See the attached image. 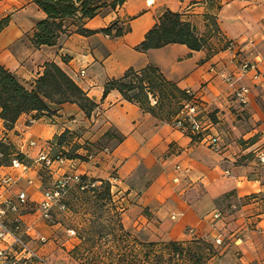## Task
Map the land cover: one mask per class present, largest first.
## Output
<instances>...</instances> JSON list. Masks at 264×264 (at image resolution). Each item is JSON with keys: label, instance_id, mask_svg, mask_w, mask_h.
I'll use <instances>...</instances> for the list:
<instances>
[{"label": "crops", "instance_id": "crops-1", "mask_svg": "<svg viewBox=\"0 0 264 264\" xmlns=\"http://www.w3.org/2000/svg\"><path fill=\"white\" fill-rule=\"evenodd\" d=\"M168 9L201 33L206 16H214L231 48L214 55L183 44L138 51ZM5 18L9 23L0 33V65L31 88L46 63L55 62L99 105L90 118L70 103L30 125L35 112L23 114L11 128L0 116V142L23 154L27 165L25 171L13 167L17 158L12 156L11 162L0 164V180L14 179L0 185V209H5L7 223L19 220L30 227L26 236L49 259V240L57 237L61 225L49 226L39 206L51 182L77 173L111 181L112 194L125 209L121 223L149 241L185 243L196 235L215 244L221 237V264H264V166L257 162L264 151V0H127L86 22L94 34H64L56 45L40 48L29 37L46 14L33 0H0V21ZM115 21L130 31L116 38L101 31ZM246 61L259 64L262 80L241 72ZM149 65L195 94L205 134L219 136V150L145 112L118 90L104 98L110 79ZM244 86L250 89L247 104L235 95ZM67 130L75 133L80 155L87 153L85 144L106 140L108 146L90 161L66 158L49 171L43 169L40 155H56V139ZM21 193L27 196L24 212L6 208L4 202H17ZM217 212L222 217L214 220ZM41 237L48 242L42 244Z\"/></svg>", "mask_w": 264, "mask_h": 264}, {"label": "trees", "instance_id": "trees-1", "mask_svg": "<svg viewBox=\"0 0 264 264\" xmlns=\"http://www.w3.org/2000/svg\"><path fill=\"white\" fill-rule=\"evenodd\" d=\"M126 1L33 0L45 12L46 18L38 22L32 35L29 37L30 41L36 48H40L56 45L59 38L64 34L78 33L85 36L92 35L95 31L85 28L86 22L95 18L106 9L115 11L122 7ZM206 19V30L201 33L182 14L169 9L165 10L157 18L156 24L147 32L145 39L136 49L146 52L170 44H183L193 51L207 50L209 55H214L228 49L230 41L222 33L215 17L207 15ZM8 23V18L0 21V33ZM101 31L116 38L129 32L130 28L124 27L119 21H115ZM212 38L216 42H211ZM111 90H118L126 100L136 103L145 112L172 124L179 117L184 103L192 100V97L186 93V90L168 81L162 72L152 65L140 71L130 68L122 77L110 79L105 85L104 98ZM152 99H155V104L152 103ZM67 103L76 104L89 118L99 106L55 62L46 63L44 73L35 81L31 88L26 87L10 70L0 65V116L7 127L11 128L23 114L35 112L32 118L38 119L44 113L55 114L62 105ZM54 107L56 108L54 109ZM186 125L188 126V123ZM188 134L193 140L203 139L204 136L202 134L196 135L191 131ZM110 135L111 133L107 134V136ZM74 137L75 133L68 130L58 136L56 145L63 150L54 156H63L69 159L78 158L86 161L85 156L74 153L80 146L74 148L73 153L65 151L64 144L69 143ZM84 149L88 150L86 145H84ZM0 154L4 155L6 160L0 161V164L11 162L12 155V157L24 163L26 161L23 154L17 153L11 145L2 142H0ZM81 179L83 182L99 183L96 187H91V190L95 192L101 190L99 197L112 202V184L109 180L89 179L85 175H82ZM77 185L81 188L80 184ZM112 235L115 240V249L112 251V254L115 256L114 264H164L165 256L158 255L157 251V247L160 244L166 250L168 248L172 249L169 264L176 260V256H180L181 258L184 256V243L175 241L168 243L142 241L127 231L123 223L114 224ZM100 236L101 238L96 243L101 248L100 250H102V239L105 236ZM205 242L214 246V243L210 241ZM77 248L79 250L82 246L81 248ZM88 252L89 250L86 248L82 256ZM190 258L194 259L193 264H203L204 255L202 253H195ZM21 264L35 263L22 260Z\"/></svg>", "mask_w": 264, "mask_h": 264}, {"label": "rangeland", "instance_id": "rangeland-1", "mask_svg": "<svg viewBox=\"0 0 264 264\" xmlns=\"http://www.w3.org/2000/svg\"><path fill=\"white\" fill-rule=\"evenodd\" d=\"M104 11H109V9H106ZM210 41L213 43L216 42L214 38H212ZM154 101L155 99H152L153 104L156 103H154ZM55 108L56 107H54V109ZM35 119L38 120L37 118ZM27 125H30V119L28 120ZM85 145L88 148V150L84 149L87 151L85 158L86 161H90L94 155L103 150V148L107 147L108 143L106 142V140H103L92 146L89 144ZM78 146L81 147V145H79L78 142H76L73 138L69 143H65L63 147H65V151L73 153L72 151L74 150V148H78ZM62 150L63 149L59 146H56L54 148L55 154L61 153ZM77 151H75L74 153H77ZM0 161H6L4 155H0ZM51 184L49 185V187L51 186ZM91 187L92 186L82 189L79 188L77 184H72L71 187H69L64 197L66 210L55 212V217L58 220L57 225H61V227L60 229H58L59 232L57 234V237H53L49 240V242L53 240L52 247L49 251V259L46 258V256L39 254L41 255V258L45 260V262H32H34L35 264H114L115 256L112 254V251L115 249V240L112 235V231L114 229L115 223H121V214L123 213V210L125 211V209L118 203L117 200H115L113 194H111L112 202H110L105 198L102 199L101 197H99L101 190L95 192L91 190ZM233 215L234 213L231 211V209H229L227 211V216L229 218H232ZM7 224L11 229H14L16 225L20 224L22 229L21 232H26L24 236L25 240L30 243L31 247L37 249L32 245L31 241L26 236L29 232L28 226H26L24 223ZM48 225L55 226L51 224ZM123 225L127 231L132 233L137 238L141 239L142 241H149L136 230L127 227L125 223H123ZM70 230H73L75 233L72 234L71 232H69ZM100 235L105 236V238L102 239V250H100L101 248L96 243L101 238ZM201 239H203L204 241ZM205 241L206 240L204 238L193 235L188 242H182L184 243V256L182 258L180 256H176V260L170 263L193 264L194 259H191L190 256L192 257L195 253H202L204 255L203 264H221L220 255L223 251L222 246H224L223 243L225 241L222 240V244H217L215 242L214 246H211ZM1 246L4 247L5 245L1 244ZM77 247L81 249L78 250ZM86 248L89 250V252L82 256V253H84ZM157 251L158 255L165 256L164 264H169L172 249L168 248L166 250L164 249L162 244H160V246L157 247ZM12 254L13 256H9L6 260H3L1 264H21L22 260L31 261L25 258H19V260H16V258H14V253Z\"/></svg>", "mask_w": 264, "mask_h": 264}, {"label": "built area", "instance_id": "built-area-1", "mask_svg": "<svg viewBox=\"0 0 264 264\" xmlns=\"http://www.w3.org/2000/svg\"><path fill=\"white\" fill-rule=\"evenodd\" d=\"M231 44L229 48H231ZM240 70L242 73L253 72L255 80H262V75L259 69V64L257 62L246 61L240 65ZM83 74V73H82ZM229 82L232 81L231 77H227ZM264 89V81L261 83ZM250 92L248 87H241L239 91L235 93L241 103L247 104V95ZM186 93L192 97L191 101L185 102L183 109L173 123V125L183 132L187 133L191 131L192 133L199 135L202 134L203 139L207 140V143L216 150L220 149V138L219 136H211L205 134V129L203 122L200 118V103L199 100L196 98L195 94L191 90H186ZM35 118H30V124L36 122ZM188 123V126L186 125ZM66 161V157L58 156L55 157L48 153H42L38 159V162L41 163L43 169L50 170L52 166L56 162L63 163ZM257 162L260 165L264 166V151H260L257 156ZM12 166L22 171L27 169V165H25L19 159L13 160ZM82 175L74 173L69 175H64L59 180L54 182L48 189L44 191V198L39 206V213L41 218L51 225H57L58 220L55 217L56 211H65L66 205L63 202L64 197L72 184H80L81 188H87L89 186L96 187L99 183L97 182H83L81 179ZM14 182L12 177H5L0 180L1 186H8ZM111 182V181H110ZM6 208L10 209L15 213L21 212V208H23L27 204V196L25 193H21L18 196V201L15 202L13 200H7L4 202ZM24 212V210H22ZM6 214L5 209H0V242L5 246L0 245V264L3 260H6L9 256H13L16 260L19 258H25L31 261L43 263L45 260L41 258L39 255L38 249L31 247L30 243L25 240L24 236L26 232H21V225L18 224L14 229H11L7 222L4 220V215ZM222 217L221 212H217L214 214L213 219L218 220ZM16 223H21L19 220ZM29 227V231H30ZM72 234L75 232L70 230ZM28 234V233H27ZM222 238L219 237L216 239L217 244H222ZM39 241L42 244L48 242V239L45 237H41Z\"/></svg>", "mask_w": 264, "mask_h": 264}]
</instances>
